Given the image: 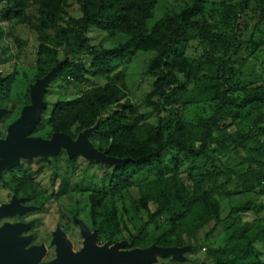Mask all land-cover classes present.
Returning <instances> with one entry per match:
<instances>
[{
	"label": "trees",
	"instance_id": "trees-1",
	"mask_svg": "<svg viewBox=\"0 0 264 264\" xmlns=\"http://www.w3.org/2000/svg\"><path fill=\"white\" fill-rule=\"evenodd\" d=\"M158 1L0 0V65L16 61L10 72L0 71V106L30 44L20 28L38 42L31 64L36 80L64 61L45 99L53 83L81 89L48 103L33 134L48 128L43 138L63 132L77 139L96 126L89 137L95 148L125 160L107 165L62 150L49 161L53 187L61 184L54 196L69 195L70 186L78 203L88 194L100 243L190 246L185 257L201 246L207 259L193 264H264V76L249 80L244 71L261 55L264 73V0H175L177 7L149 27ZM95 29L126 38L97 46ZM139 51L151 54L142 72L150 86L134 101L124 63ZM117 64L123 68L115 70ZM25 96L29 103V90ZM13 110L0 121L2 132ZM0 184L8 196H26L40 207L52 197L22 166ZM125 193L147 217L135 232L122 205ZM219 231L224 238L216 247L210 239Z\"/></svg>",
	"mask_w": 264,
	"mask_h": 264
},
{
	"label": "water",
	"instance_id": "water-1",
	"mask_svg": "<svg viewBox=\"0 0 264 264\" xmlns=\"http://www.w3.org/2000/svg\"><path fill=\"white\" fill-rule=\"evenodd\" d=\"M64 61L58 63L46 76L37 79L30 85V103L22 109L20 117L7 126L6 135L0 129V177L4 171H12L22 160L42 157L49 160L65 150L69 157L82 156L88 161L119 166L123 159L111 157L99 151L90 141V135L96 126L83 131L77 139L63 133L56 132L51 138L35 136L33 133L42 119L47 107L45 92ZM5 78L0 75V84ZM8 113V109L0 106V121ZM21 200L14 196L9 204L0 206V219L12 216L17 211L23 213L30 209L20 205ZM84 236L83 248L79 252L73 250L66 235L58 228L55 232L53 244L56 245V258L44 262L46 256L45 245L28 247L30 236L23 232L29 228L25 223H4L0 225V264H153L158 258L171 257L173 261L187 260L185 252L191 247H160L153 244L148 248H134V240H121L114 244L98 240V231H91L83 221L79 222Z\"/></svg>",
	"mask_w": 264,
	"mask_h": 264
},
{
	"label": "rangeland",
	"instance_id": "rangeland-1",
	"mask_svg": "<svg viewBox=\"0 0 264 264\" xmlns=\"http://www.w3.org/2000/svg\"><path fill=\"white\" fill-rule=\"evenodd\" d=\"M177 5L178 3L175 0H159L155 7L153 17L148 22V26H153L165 14L168 8H175L177 7ZM72 13L74 15L77 14V5L75 4H73ZM16 31L20 32V34L22 32L23 36L29 39L30 44L27 47V50L25 49L23 51L21 59L18 62L19 64L16 65V68H18L19 73L16 76V80L12 85V89L8 96H4V99L2 100L3 108L8 109V107L14 106L12 114L2 127V129H5L3 132L4 136L7 132V126L17 120L20 117L24 106L30 103L27 102L25 94L28 90L30 91V85L36 81L35 69L32 67L31 64H33L36 60L38 42L32 35H28L23 32L22 29L16 28ZM107 34V32H100L96 29L90 32L92 41L97 46L102 45L103 47H113L119 44L121 40L123 41L126 38L125 36L121 35L113 38H108ZM195 52L198 54L201 53L198 48L195 50ZM150 55V53L139 51L135 55L131 56V62L124 63L127 70L126 84L128 86L130 97L134 101H136L140 97V95L146 93L149 90L150 80L142 72L144 71V68L148 59L150 58ZM262 59L263 57L261 55H257L255 58H252L249 64L246 66L244 71L245 74L248 76L249 80H260V77L264 76L261 67ZM11 63L7 66L0 65V71L10 72V70L12 69V67L10 68ZM15 63L16 61H13V68ZM121 68H123L121 64H117V66H115V70ZM96 81L99 84H103L104 82L101 79H98ZM50 89L51 92L47 95L45 99L47 101V104L54 103L59 95L64 94L62 92H68L69 94H78L81 91V89L77 86H71L66 89L61 88L58 83H53L50 86ZM47 132L48 128H44L43 130L39 131V134L36 133L35 136L44 137ZM50 159L47 160L42 157H35L28 160H22L20 164L22 165L24 170L32 171L36 181L40 183L42 189L46 190L48 194L52 192H57L59 189H61L60 181H58V183L56 182L54 187L52 185V170L48 166ZM71 189L72 192L69 195H65L59 198H53V200L49 202L45 206V208L40 211V213L32 214V216L39 218L41 222V226H39L40 228H38V232L40 234V237L45 239L44 243L47 245L51 242L52 231L55 229L57 222L59 220H62L61 216H66L67 218L65 220H67L68 223V217L72 216L74 213L72 212V210L78 209L81 215V217L79 218L90 224L88 218V194L84 192V194H82L80 203H78V193L76 192V188L74 186H70V190ZM4 194L5 192L2 193V195ZM133 200V195L125 193L122 199V205H124L128 210L127 213L130 221L129 226L131 228V231L135 232L136 228L140 224H142V222L146 220L147 217L145 212L140 211V213H137V211L131 207ZM229 209V202L226 200L223 202V215H226L229 212ZM7 220L12 221L11 218H7ZM2 223L3 220H0V225ZM223 238V233L219 231L211 237L210 242H212V244L217 247L222 244ZM70 239L72 240L73 248L77 250V252H79L83 248V237L81 236L80 232L78 230H75L72 233ZM103 243L105 242H102L101 244ZM205 249L206 247L200 246L196 251L186 256L187 260H189L191 264H193L192 262L194 259H207ZM53 254H56L55 251L53 252ZM53 254H49L44 257L43 261L49 260ZM157 262L158 264H168L160 260V258H158Z\"/></svg>",
	"mask_w": 264,
	"mask_h": 264
},
{
	"label": "flooded vegetation",
	"instance_id": "flooded-vegetation-1",
	"mask_svg": "<svg viewBox=\"0 0 264 264\" xmlns=\"http://www.w3.org/2000/svg\"><path fill=\"white\" fill-rule=\"evenodd\" d=\"M19 166H22V165H19ZM9 172H11V171H4L1 177L2 178L8 177ZM4 187L5 186L3 184H0V199H3V200H0V206L4 205V204L11 203L13 200V197L17 196L21 200L20 205L25 206V207H30V209L23 212V213H20L17 211L12 216H6V217L1 218L0 220H3V223L1 225H3L4 223H7V222L12 223V224H15V223L29 224V228L23 232L24 236H30L31 237V242L28 245V247L45 245L46 256L49 254H53L54 251L56 253V245L53 244V241L55 238V232L58 228H60V230L66 235L67 240L71 242L72 246H73V243H72V240L70 239V237L75 230H78L80 232L81 236L83 237V243H84V236L82 235L81 226L79 224V222L83 221V220L81 218H79V217H81L79 210H77V209L72 210V212H74V213L72 216L68 217V220H69L68 223H67V220H65L67 217L64 215L61 216L62 220H59L57 222L55 229L52 231L51 242L47 245L44 243L45 239L41 238L40 234L38 232V228H40L39 226H41V222H40L39 218L32 216V214L40 213V211H42V209L45 208L46 205H44L43 207L42 206L40 207L34 203L27 201L26 196H23V195H17V194L13 193L11 196H8V193L10 191ZM3 192H5L4 195H2ZM49 194L52 195V197L50 200H48V203L51 202L53 200V198H59L57 196H54L55 192H52ZM7 218H11L12 221H8ZM83 222H85V221H83ZM85 223L90 227L91 231H94L91 228L90 224H88L87 222H85ZM73 250L75 252H77V250H75L74 248H73ZM53 255L51 256V258L49 260H47V261L44 260V262H49V261L54 260L56 258V254L54 256Z\"/></svg>",
	"mask_w": 264,
	"mask_h": 264
}]
</instances>
